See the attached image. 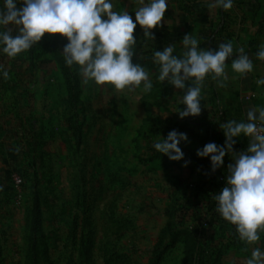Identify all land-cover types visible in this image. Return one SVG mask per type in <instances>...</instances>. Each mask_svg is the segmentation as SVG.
I'll return each mask as SVG.
<instances>
[{
  "label": "rangeland",
  "instance_id": "1",
  "mask_svg": "<svg viewBox=\"0 0 264 264\" xmlns=\"http://www.w3.org/2000/svg\"><path fill=\"white\" fill-rule=\"evenodd\" d=\"M112 3L135 19L138 0ZM210 3L169 0L154 41L137 25L133 63L151 73L149 93L84 84L78 71L79 101L71 107L54 57L65 37L45 34L16 58L0 53L9 73L0 77V264H246L253 246L219 216L213 199L232 157L212 172L210 159L196 152L224 144L219 124L264 107V86L256 85L264 73L256 58L264 20L252 0H234L227 11ZM191 33L201 48L227 41L244 48L254 70L240 76L227 60L226 87L206 78L200 115L180 119L183 93L158 81L153 53L169 44L181 53ZM172 130L188 136L180 162L153 147ZM247 147L240 137L233 151ZM256 246L264 248V233Z\"/></svg>",
  "mask_w": 264,
  "mask_h": 264
},
{
  "label": "clouds",
  "instance_id": "2",
  "mask_svg": "<svg viewBox=\"0 0 264 264\" xmlns=\"http://www.w3.org/2000/svg\"><path fill=\"white\" fill-rule=\"evenodd\" d=\"M233 2L212 0L209 7L227 11ZM18 3L22 6L17 7ZM138 4L133 20L127 10L113 11L112 0H2L0 53L16 58L38 44L45 34H58L67 39L62 54L66 66H76L84 84L91 81L117 91L140 88L149 93L153 89L151 73L141 63H133L137 45L133 33L139 25L144 38L154 41L152 30L162 26L169 0H138ZM9 26H17L16 34ZM181 43L183 51L179 54L171 44L153 53V62L159 66L158 81L183 93L184 108L176 111L180 119L200 115L206 78L210 76L218 87H226L227 60H231V70L240 76L254 70L244 48L234 47L232 41L220 43L215 50L201 48L191 33L184 35ZM256 58L264 61V44L259 46ZM0 77L9 79L2 64ZM256 83L264 85V78ZM219 128L224 144L209 142L196 155L210 159L212 172L223 166L226 155L232 157L225 186L213 195L215 211L235 226L243 243L253 246L246 264H264V248L256 246L264 233V107L251 108L245 120H227ZM157 137L153 147L158 153L173 162L184 160L179 145L188 141L186 133L172 130L166 138ZM240 137L248 139V147L236 153L233 148Z\"/></svg>",
  "mask_w": 264,
  "mask_h": 264
},
{
  "label": "trees",
  "instance_id": "3",
  "mask_svg": "<svg viewBox=\"0 0 264 264\" xmlns=\"http://www.w3.org/2000/svg\"><path fill=\"white\" fill-rule=\"evenodd\" d=\"M67 42V39H65ZM63 53H55L54 57L59 66L60 73L62 79L64 81L66 93H67V101L71 107L77 105L79 101V86H78V68L76 66L68 67L65 64Z\"/></svg>",
  "mask_w": 264,
  "mask_h": 264
},
{
  "label": "crops",
  "instance_id": "4",
  "mask_svg": "<svg viewBox=\"0 0 264 264\" xmlns=\"http://www.w3.org/2000/svg\"><path fill=\"white\" fill-rule=\"evenodd\" d=\"M212 2V0H210ZM255 4V11L256 13H258L260 16V20H264V0H252ZM233 4H235L233 2ZM237 6H241L242 4H240V1L236 2ZM262 18V19H261ZM254 30V29H253ZM255 33V30H254ZM258 35H261V40L264 42V29L260 32L258 31L257 33ZM262 65H264V61L261 63ZM262 69L264 70V66L262 67ZM264 72V71H263ZM258 78H264V73H260ZM257 85V84H256ZM262 86V85H261ZM264 86V85H263Z\"/></svg>",
  "mask_w": 264,
  "mask_h": 264
}]
</instances>
